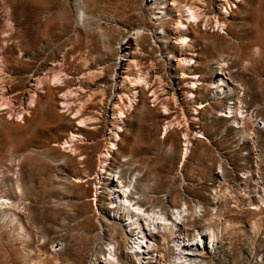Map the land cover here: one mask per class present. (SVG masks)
I'll return each instance as SVG.
<instances>
[{
	"label": "rangeland",
	"instance_id": "obj_1",
	"mask_svg": "<svg viewBox=\"0 0 264 264\" xmlns=\"http://www.w3.org/2000/svg\"><path fill=\"white\" fill-rule=\"evenodd\" d=\"M229 1L207 0L204 36L156 42L141 0H0V264H93L109 243L115 264H152L110 219L112 176L136 180L145 212L191 211L158 232L153 264H176L175 236L199 230L206 264H264V0L250 27ZM168 6L167 30L194 21ZM220 12L234 37L216 36ZM133 24L143 35L122 44ZM219 71L233 90L211 84Z\"/></svg>",
	"mask_w": 264,
	"mask_h": 264
},
{
	"label": "bare ground",
	"instance_id": "obj_2",
	"mask_svg": "<svg viewBox=\"0 0 264 264\" xmlns=\"http://www.w3.org/2000/svg\"><path fill=\"white\" fill-rule=\"evenodd\" d=\"M221 1L224 4L230 3L229 0H221ZM240 1H242L241 5L244 4V6H246V10L244 12L245 13L244 20H245L246 26H249V27L253 26L259 20H261L260 16L257 14L258 12H257L256 4H255V3H257L256 0H240ZM259 1H261V0H259ZM169 4L171 6H173L174 8H177L178 11H180L182 13L189 11L190 12L189 15L194 18V21L193 20H187L185 17H182L183 16L182 15L181 18H179V20H178V23H179L178 29H176V31L167 30V28H165V24H164L165 21L163 22V19L166 16L171 14V8L168 6ZM149 8H152V12H151V14L150 13L149 14L151 15L152 19L154 20V22L150 23V24L159 28L158 30H154L153 32H150V37L154 38V40L156 42H165V41L167 42V40L169 38V34H171L173 32H174V34H178L182 38H186L187 34L191 33V32H193L194 35L196 33V36L199 34L200 35L202 34V36H204L203 35L204 33H199V32L194 31V24H195L194 22L200 21L201 16L205 15L204 11L207 10V0H141V2H140L141 15L146 14L145 11ZM226 12H227V15L229 17L234 16L237 13L234 11V9H232V10L226 9ZM208 13H209V11L206 13L205 17H208L207 16ZM218 14H220V16H217V15L215 16L216 22L221 23L223 26H226L225 23L227 22V20H226L225 16H221V14H223V13L220 12ZM205 21L207 22L208 18H207V20L205 19ZM141 25L143 26V23ZM141 25L140 24H133V25L129 26V28L127 30H125L126 33L123 37L122 44H124V43L130 44L131 39H137V38L141 37L144 33V32H142ZM231 27H229V25H227L226 28H224V30L221 32L224 34V36L223 35L221 36V34L220 35L216 34V36H219L221 38V37H225V35L226 36L232 35L234 32H231V30H232ZM213 36H215V35L213 34ZM223 39H225V38H223ZM125 48H126V46H122V54H121L122 56L119 58L118 63L119 62L124 63L123 61L129 62V60H127L124 56H126L125 54L131 55L132 52L126 53L124 51ZM220 66L221 65H219V67ZM221 75H222V72H220V71L216 72L215 79L211 82V84H213L215 87H218L221 90H223V89L233 90V87L230 86V84L226 80V78L221 76ZM232 108L229 107L230 112H231ZM234 109L235 108H233V110H232L233 112H234ZM226 113H227V111H226ZM242 122H244V121H242ZM165 133H166V130H165L164 134ZM198 136H201V135H198ZM65 142H67V140H65ZM113 148H115V146ZM186 153H187V148L183 149L181 152L180 165L183 162V160L185 161ZM116 174H118V173H116ZM110 175H112V174H110ZM137 176H139V174ZM111 180L114 182L113 183L114 188L112 190H110L109 199H110V203L112 205L114 204V206L117 208L114 212L112 211V213L109 214L111 221L112 220L115 221L116 223H118L122 227L124 233H126V235L128 236V238L130 240V243H131L130 249L133 250V252H135L138 255L139 259L143 260L144 263L145 262H152V264H153V261L155 263H157L163 257V254L161 252H157L155 260L153 259L154 256H152L150 254L153 251H155L156 237H157L158 232H160L163 229H169L171 231L177 229L178 228L177 225L181 223L182 218L185 215H187L188 213L191 214V211L187 209V206L185 204H183L179 209L178 208L171 209L170 215H171L172 219H170V220L168 219L166 214L163 213L162 211L157 212L155 210H150V211L145 212L144 209H142L139 206V204L133 205L131 203V200L129 199V195H135L132 192V190L134 189V188L132 189L133 183L136 182V180L133 182V177L128 181V183L125 186L119 180V176H117V177L112 176ZM108 187H110V186H108ZM135 193H136V191H135ZM136 200H137V197H136ZM140 200H142V199H140ZM189 206H190V204H189ZM197 209L201 210V206H198V208L195 207L193 212L194 213L197 212ZM176 231H178V230H176ZM196 233H197V231H196ZM197 235L198 236L194 239H190V238L184 237V236H175L176 240L174 242V246H175V253H176V256H175L176 264H206L204 261L200 260V253H201L200 251L202 249H206V248H208V249L211 248L210 250H213L215 246H213V243L211 241L214 238L212 239L211 236L207 237L204 234V230H199ZM116 245H117V243H116ZM116 245L114 243L113 244L109 243L106 253H103L99 257L97 256L98 258L95 257L93 259L94 261H92V263L93 264H115V263H117V257H116V248L117 247H116ZM156 250H158V249H156ZM129 252H131V251L129 250ZM204 252H206V251H204ZM201 257H202V254H201Z\"/></svg>",
	"mask_w": 264,
	"mask_h": 264
},
{
	"label": "built area",
	"instance_id": "obj_3",
	"mask_svg": "<svg viewBox=\"0 0 264 264\" xmlns=\"http://www.w3.org/2000/svg\"><path fill=\"white\" fill-rule=\"evenodd\" d=\"M243 179H245V177H243ZM198 206H201L200 204H198V203H196V204H193L192 205V207H193V210L195 209V207H197L198 208ZM180 208V207H179ZM178 208V209H179ZM204 212V209H203V207L201 206V210H198L197 209V212H193L194 214H196V215H202V213Z\"/></svg>",
	"mask_w": 264,
	"mask_h": 264
}]
</instances>
